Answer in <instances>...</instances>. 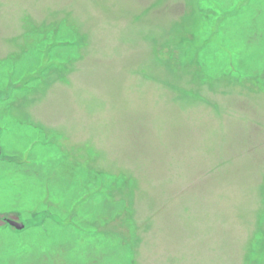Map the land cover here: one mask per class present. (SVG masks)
<instances>
[{
	"label": "rangeland",
	"instance_id": "rangeland-1",
	"mask_svg": "<svg viewBox=\"0 0 264 264\" xmlns=\"http://www.w3.org/2000/svg\"><path fill=\"white\" fill-rule=\"evenodd\" d=\"M0 146V264H264V0H0Z\"/></svg>",
	"mask_w": 264,
	"mask_h": 264
},
{
	"label": "water",
	"instance_id": "water-1",
	"mask_svg": "<svg viewBox=\"0 0 264 264\" xmlns=\"http://www.w3.org/2000/svg\"><path fill=\"white\" fill-rule=\"evenodd\" d=\"M2 154V148L0 146V156ZM4 224H8L14 227L17 230H23L25 228V224L21 221L16 220L14 217L5 218L2 220Z\"/></svg>",
	"mask_w": 264,
	"mask_h": 264
}]
</instances>
